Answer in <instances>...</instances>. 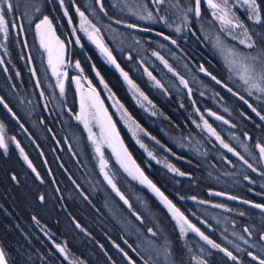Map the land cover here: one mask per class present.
<instances>
[{
  "label": "trees",
  "instance_id": "trees-1",
  "mask_svg": "<svg viewBox=\"0 0 264 264\" xmlns=\"http://www.w3.org/2000/svg\"><path fill=\"white\" fill-rule=\"evenodd\" d=\"M180 2L183 6H194V0ZM259 2L264 11V0ZM102 3L108 17L147 27L152 32L136 31L113 23L99 12L96 0H64L63 5L60 0H23L20 9L9 18L16 19L17 27H10L7 39L0 34V60L3 61L0 63V97L15 113L13 117L0 104V123L7 136L15 137L19 142L43 180L40 183L11 140L6 154L0 149V245L6 252L8 263L70 264L56 248V244L65 243L68 251L85 264H128L115 247L117 244L136 264H143L141 256L148 260L150 255L155 264H199L197 260L201 259L207 264H235L196 233L181 234L160 198L146 185L128 177L105 148L110 175L131 207L112 190L100 171L97 154L85 128L73 116L79 110L80 101L72 79L73 72L77 71L91 81L105 101L127 150L144 175L205 235L233 251L244 264H255L245 252H236L228 240L251 251H258V248H251V244H264L259 239L264 233V210L254 207L255 204H264V175L261 174L264 173V164L254 161L244 148L248 145L258 159V150L254 146L258 141L264 144V121L223 84L243 96L258 111L264 109V100L257 101L256 93L248 95L239 77L229 71L214 50L194 13L177 32L164 24H143L129 19L121 11L120 0H102ZM37 8L39 12L35 11ZM77 8L100 29L120 68L151 102V110L134 100L119 71L80 34ZM65 10L78 32L80 46L71 33ZM169 13L172 18L173 12L166 15ZM201 14L216 28V21L203 4ZM237 14L255 34L254 39L264 40V26L253 24L238 8ZM45 15L52 20L58 36L66 44L67 61L72 66L77 61L80 63L79 70L71 72L73 68L70 67L63 95L35 30V24ZM166 36L175 40L195 64H203L221 83L198 73L189 60L165 39ZM241 48L252 51L244 46ZM153 52L164 57L175 71H169ZM145 69L164 87H157ZM96 71L152 138L143 137L147 147L185 175L181 176L151 159L134 141L115 115ZM175 73L188 81L191 95ZM206 110L229 121L224 124L208 117L209 124L225 143L244 156L257 171L249 169L239 157L195 125L194 121L200 120ZM13 176L16 180L12 179ZM40 194L45 195L43 202L38 199ZM149 227L153 228L155 236L147 231ZM246 227L253 233L251 237L244 231ZM239 236L248 239L249 244L245 245ZM164 245L168 249L167 259L163 251L160 256H154L151 249H162Z\"/></svg>",
  "mask_w": 264,
  "mask_h": 264
},
{
  "label": "snow or ice",
  "instance_id": "snow-or-ice-1",
  "mask_svg": "<svg viewBox=\"0 0 264 264\" xmlns=\"http://www.w3.org/2000/svg\"><path fill=\"white\" fill-rule=\"evenodd\" d=\"M97 2H99V0H97ZM60 3L61 5H63L64 0H60ZM150 3L154 6L155 13L157 14L161 11H164L165 13L171 11L173 12V14L179 12L184 22H187L189 13H194L197 18L201 17L202 0H194V6L192 4L183 6L180 0H175V3H170L169 0H150ZM22 4L23 0H20L19 3H17L16 0H0V33L3 34L4 39L8 38L10 27H17L16 19L9 18L12 17V14L14 12H17L20 9ZM206 4L207 7L211 9L212 16L222 25V31H225L228 36H230L233 40L238 41V43L240 45H243L246 49L252 50L245 52L240 51L235 47H228L223 37L219 35L216 37L215 46L221 51L227 53L226 58L229 71L235 73L239 77V79L245 86V90L248 92L249 96H253V94L256 93L257 95L255 98L257 101L264 100V40L258 41L257 39H254L255 34L250 31L249 27L244 23L243 20H241L236 15V11L234 10L236 8L243 7L247 13L248 20L252 21L255 25L264 26V11H262V4L259 2V0H231V2L230 0H206ZM165 5L168 6L165 7ZM137 7L143 9V11L146 13L139 14V19H156L153 10L148 8L147 3H140L137 5ZM101 9H103L102 4ZM35 11L39 12V9L37 8L35 9ZM76 11L79 13L81 18V30L87 33L89 39H91L94 43L97 44V47H99L101 51L106 55L108 61L111 64L115 65L117 69H120L121 75L128 82V84L136 92H139V88L129 78L128 73L124 72L123 69L120 68V65L112 56L111 51L99 39L100 29L97 28L96 25L93 24L90 20H88L85 14L79 10V8H77ZM25 15H27V13H25ZM65 15H68L67 10H65ZM159 19L162 21H166L167 17L160 16ZM116 23L119 24L121 23V21L117 20ZM20 27L22 28V25ZM128 27L135 28L137 26L134 24H129ZM169 27H171V25H169ZM35 30L37 35L39 36L41 47L47 52L48 64L52 67L53 75H56L59 78L61 73H59L57 69L59 65L63 64L65 44L58 37L55 36L52 20L46 15L43 16V19H40L39 22L35 24ZM237 30H239V32H237ZM176 31L179 32L180 28H176ZM73 32H75V29H73ZM160 35H163V33H160ZM165 39L171 38L166 36ZM75 42L79 43V37L76 38ZM171 42L173 44H176L175 40H172ZM153 55L157 56L164 63V65L168 67L169 71H175L168 64V62L164 60V57L160 56L158 52H153ZM129 59H131V56H129ZM0 63H3V61L0 60ZM75 67L77 69L80 68L79 61L76 62ZM200 71L206 72L212 80L216 81V83H221V81L217 80L216 76L212 75V73L210 72H207V69H205L202 65L200 66ZM145 72H147V75L155 81L157 87H164L159 80H156V78L152 75L151 72H148L147 69H145ZM33 74H35L34 71ZM175 74L179 76V73ZM97 75H99V73H97ZM73 80L76 81L78 88L82 87L80 84L79 77H73ZM101 82L103 81L101 80ZM179 82L181 85L184 86V88L188 89V94L191 95L192 89L189 88L188 81L183 76H179ZM37 84H39V81H37ZM58 86L60 89V94L63 95V80L58 79ZM105 87H107V85H105ZM224 87H226L229 92H232V89L228 88L227 85H224ZM139 94L140 96L144 97L145 100H147V97L144 96L143 92H139ZM201 95H203V93H201ZM41 96H43V92H41ZM240 99L244 100V103L247 104L248 108L251 109L252 113L259 117L261 121H264V114H262V112H264V109L258 111L257 107H254L251 103L245 100L243 96H240ZM149 103L151 102L149 101ZM0 104H2L4 108H6L7 111L12 113L13 117H15V113H13L12 109L8 107V104L4 102L3 97H0ZM120 107L122 108L123 106L121 105ZM197 111H199V109H197ZM225 111H227V109H225ZM209 115L215 117L216 120L223 121L224 124L229 123V121L225 120L223 116H219L215 112H209ZM76 119L78 121L83 122L85 129L88 130L89 139L92 140V143L95 146L96 153L100 155V169L101 172H103L104 174V179L111 186L112 190L116 192L120 199L124 201L125 204H128L129 207H131L128 200L124 197L123 193L120 192L113 178L108 174L107 171H105V168L107 167V162L103 158V144H107L112 149L117 161L119 162L121 167L124 168V170L128 173L129 176H131L134 180H139L141 184H145L153 193L156 194V196L160 198L161 202L167 207L168 211L172 214L173 218L179 225V230L181 234H185L188 231L197 233L202 240H204L208 245L211 246V248L219 249L225 254L227 258L235 262V264H244V261L238 255H235L233 251H230L226 247H222L219 243L205 235L204 232L200 230V228L192 224L187 219V217H185L184 214L181 213L178 208H176L172 201L169 200L168 197L165 196L163 192H161L160 189L144 175L140 168L135 165V162L131 160V156L127 152V149L123 146V142L120 140L119 133L116 130L115 124L112 122L111 117L108 115L107 109H105L103 106V101L100 100L99 94L96 93L95 89L90 88L89 92H82L80 98V113L76 116ZM201 119L203 120L204 127L207 129L210 135L214 136L216 140L220 142L223 148L227 149L229 152H232L234 155L239 157V159L242 160L244 164L247 165V167L252 171L255 172L258 170L253 166L252 163H249V161L245 159L244 156H242L239 152L232 148L228 143H225V141L221 138L216 129L213 128L207 120H204L203 115H201ZM92 123L99 125L100 135L98 138L92 131ZM233 127H235V125H233ZM137 128H139L138 125ZM140 131H143V129H140ZM247 135L248 134L245 133V136ZM233 138L238 139V137L235 136ZM10 139L15 141V137H11ZM153 139H155V137H153ZM249 139H251V137H249ZM15 144L16 147L19 148L20 155L27 162L28 167L31 168L32 171L36 174V177L38 180H40V183H43V180L40 177V173L36 171V168L32 165V162L28 159V156L24 153V149L20 147L19 142L16 141ZM254 147L258 150V159L257 156L253 154L248 148V145H244L245 151L249 152V155L252 156V159L254 161H256L257 163H259L260 161H264V144L258 141ZM8 148L9 145L4 137L3 125L0 124V149H3L4 153L6 154L8 152ZM149 155L151 156L152 154L149 153ZM168 167L171 171L177 172L181 176L185 175V173L180 172L172 165H168ZM261 174L264 175V173ZM12 179L16 180V177L13 176ZM245 179H248V177H245ZM77 187L79 188V185H77ZM217 195H222V193H217ZM230 198L233 200L237 199L236 197ZM38 199L43 202L45 200V195L40 194ZM193 199H195V197H193ZM244 203L250 202L244 201ZM217 207L220 206L217 205ZM254 207L264 210V204H255ZM137 218L140 219L139 216ZM33 219H35V217H33ZM37 223H39V221H37ZM76 226L80 227L79 224H77ZM147 231L153 236L156 235L153 228L151 227H149ZM244 231L249 237L253 235V233L247 227L244 229ZM233 235L235 236L236 233H233ZM225 239H227V237H225ZM239 239L242 240L245 245L249 244V240L245 239L244 236H239ZM259 239L260 241H264V233H261ZM125 243L127 244V241H125ZM228 243L232 244L236 252H245L246 255L250 257L251 261L255 262V264H264V244H251V248H258V251H251L242 248L240 244L233 243L232 240H228ZM115 247L123 254L128 264H136V261L133 260L132 257H130L128 253L120 247V245L117 244L115 245ZM129 247H131V245H129ZM56 248L64 254L65 259L68 258L69 253L65 247H62L60 244H56ZM132 250L134 252L136 251L135 249ZM151 251L156 257L161 255V251H163L165 259H167L168 257L167 245H164L162 249L152 248ZM137 255H139V253H137ZM141 260H143V264H149V261H153V264H155L152 255L149 256L148 260H144V258L141 256ZM0 264H8L6 252L2 247H0ZM72 264H76V262L73 261ZM78 264H84V262L79 261ZM199 264H207V261L201 259L199 261Z\"/></svg>",
  "mask_w": 264,
  "mask_h": 264
},
{
  "label": "rangeland",
  "instance_id": "rangeland-1",
  "mask_svg": "<svg viewBox=\"0 0 264 264\" xmlns=\"http://www.w3.org/2000/svg\"><path fill=\"white\" fill-rule=\"evenodd\" d=\"M230 2H231V0H230ZM120 3H121V6H122V8L123 9H121V11H123L124 13H126L127 14V16H128V18L129 19H131V20H134V21H136V22H140V23H143V24H151V25H155V24H157V25H162V24H164L166 27H169V25H171V27H169V28H173V30H176V28H180V30L182 29V27H183V25L186 23V22H184L183 21V19L181 18V15H180V13L179 12H176L175 14H174V16L171 18L170 17V13L168 14V15H166V13H164L163 11H161L160 13H155V10H154V6L150 3V0H120ZM140 3H147V5H148V8L149 9H152L153 10V13H154V15L156 16V19L155 20H142V19H139L138 18V16H139V14H146L144 11H143V9H140V8H138L137 7V5L138 4H140ZM172 3H175V2H172ZM202 4L203 5H205L206 6V8H207V10L209 11V13H210V15L212 16V14H211V9H209L208 7H207V4H206V0H202ZM201 4V5H202ZM165 6H167V5H165ZM238 9H240V10H242L243 12H245L246 13V11L244 10V8L243 7H239ZM235 11H236V15L238 16V14H237V8L236 9H234ZM77 12V11H76ZM82 12V11H81ZM171 12V11H170ZM172 13V12H171ZM193 13H190V15L188 14V20L189 19H191L192 17H191V15H192ZM247 14V13H246ZM77 15H78V17H79V26H78V29H79V32H80V34L81 35H83L84 37H85V39L89 42V43H91L95 48H96V50L98 51V53L100 54V56L108 63V64H110L111 66H113V67H115L116 68V66L115 65H113V64H111L109 61H108V59H107V57H106V55L101 51V49L99 48V47H97V44L96 43H94L91 39H89V37H88V35H87V33H85L84 31H82L81 30V18H80V15H79V13L77 12ZM202 15V14H201ZM86 16V15H85ZM160 16H166L167 17V19H166V21H162V20H160L159 19V17ZM193 16V15H192ZM67 18H68V20H69V24H70V27H71V33H72V35H73V37H74V40L76 41V38L77 37H79L78 36V32H77V30L72 26V22H71V20H70V18H69V16L67 15L66 16ZM196 17V16H195ZM239 17V16H238ZM197 18V17H196ZM212 18L216 21L215 23H216V28H215V26L212 24V23H208V22H206V20L201 16V17H199V18H197V22H198V25H199V27L204 31V33L206 34V36H207V38L209 39V41L211 42V44H212V46H213V48H214V50L215 51H217V53L221 56V58L223 59V61L225 62V64L228 66V64H227V53L226 52H224V51H221L220 49H218L215 45H216V37L219 35V36H221V37H223L224 38V40L226 41V45L228 46V47H235V48H237L238 50H240V51H244V49L243 48H241V46H243V45H240L239 43H238V41H235V40H233L230 36H228L227 35V33L225 32V31H222V25L220 24V22L219 21H217L213 16H212ZM174 19H176V22H174L173 23V21H174ZM89 20V19H88ZM188 20H187V22H188ZM53 29H54V31H55V36L56 37H58L61 41H63L59 36H58V34H57V32H56V29H55V27H54V25H53ZM73 29H75V32H73ZM237 32H239V30H237ZM1 35H3L2 33H0ZM37 34V33H36ZM37 37H38V40H39V43H40V39H39V36L37 35ZM99 39L101 40V42L107 47V45L105 44V42H104V39L102 38V36H101V34H100V32H99ZM1 42V41H0ZM64 42V41H63ZM65 44V43H64ZM79 46L81 45V41H80V38H79V43H77ZM0 45H1V43H0ZM108 48V47H107ZM109 49V48H108ZM44 50V49H43ZM44 52H45V54H46V60H47V62H48V56H47V52L44 50ZM246 52V51H245ZM113 56V55H112ZM161 56V55H160ZM156 58H158L157 56H155ZM159 59V58H158ZM160 60V59H159ZM161 61V60H160ZM162 62V61H161ZM49 67H50V70H51V73H52V75H53V70H52V67L49 65ZM70 67L71 68H73V69H71L72 71L71 72H73V70H79V69H77L76 67H75V65H71L68 61H67V48H66V44H65V51H64V56H63V64H61V65H59L58 66V72L59 73H61V75L59 76V78L56 76V75H53L54 76V79H55V81H56V84H57V86H58V79H60V80H63V82H64V89L66 88V81H67V77H68V74L70 73L69 71H70ZM168 68V67H167ZM117 69V68H116ZM118 71H119V73L121 74V72H120V69H117ZM97 71L95 72V74H96V76H97V78H98V80H99V82H100V84H101V87H102V89L104 90V92H105V94H106V96L108 97V100H109V102H110V104H111V106H112V109H113V111H114V113H115V115H117V117L120 119V121L123 123V125H124V127L128 130V132H129V134L131 135V137L134 139V141L141 147V149L146 153V155L148 156V157H150L151 159H153L154 161H156V162H158V163H160V164H162V165H165L166 167H168V165H171L170 163H168L165 159H163V158H160V157H157L148 147H147V145H146V143L143 141V137H148V138H150V139H152L149 135H148V133L144 130V128L129 114V112L126 110V108L124 107V105L119 101V99L112 93V91H110V89L108 88V87H105V85H106V83L104 82V80L101 78V76L100 75H97ZM64 74H66V75H64ZM235 76H237L235 73H233ZM129 76V75H128ZM73 77H79V79H80V84H81V86L82 87H80V88H78L77 87V84H76V81L75 80H73L74 81V86H75V89H76V91H77V93H78V96H79V100H80V98H81V94H82V92L83 93H87V92H89L90 91V88H93V89H95V91H96V93H98L97 92V90H96V88L94 87V85L91 83V81L88 79V78H85L83 75H81L79 72H73V76H72V79H73ZM121 77L124 79V77L121 75ZM238 77V76H237ZM129 78H130V76H129ZM131 79V78H130ZM151 79V78H150ZM101 80L103 81V82H101ZM132 80V79H131ZM152 80V79H151ZM124 81H125V83H126V85H127V87H128V89L130 90V92H131V95H132V97L134 98V100L140 105V106H142L143 108H145V109H147V110H151L152 109V106H151V103H149V100H148V98H147V100H145L144 99V97H142V96H140V94H139V92H143L142 91V89L137 85V83L134 81V80H132L134 83H135V85L139 88V92H136L129 84H128V82L124 79ZM240 82H241V80H239ZM89 82H90V84H89ZM152 82L155 84V81L154 80H152ZM156 85V84H155ZM58 88H59V86H58ZM60 90V89H59ZM144 94V93H143ZM144 96H146L145 94H144ZM99 98H100V100H102L103 101V106H104V108L105 109H107V112H108V115L111 117V119H112V122L115 124V127H116V130H117V132L119 133V137H120V140L123 142V146L126 148V146H125V143H124V141H123V138H122V136H121V133H120V130H119V128H118V126H117V124H116V121H115V119H114V117H113V115L111 114V112H110V110L107 108V106H106V103H105V101L102 99V97H101V95H99ZM80 102V101H79ZM123 106L122 108L120 107V106ZM209 112H212V111H210V110H206L205 111V114H203V118H204V120H207L208 121V117L210 116L209 115ZM80 113V109L76 112V113H73L74 115V118H75V120L77 121V122H79V123H81L82 125H83V127H84V124H83V122L82 121H78L77 119H76V116L78 115ZM218 115V114H217ZM220 116V115H219ZM210 117H213V116H210ZM130 118V119H129ZM213 118H215V117H213ZM194 123H195V125L197 126V125H199V126H197L200 130H202L203 132H205L210 138H212V139H214L217 143H219L220 144V142L218 141V140H216V138L214 137V136H212V135H210V133L207 131V129L204 127V123H203V120L201 119V117H200V120H198L197 122H195L194 121ZM209 123V122H208ZM1 124V123H0ZM137 125L139 126V128H137ZM91 127H92V131H93V133H95V135H96V137L98 138L99 137V135H100V128H99V125H97V124H95V123H92L91 124ZM85 128V127H84ZM140 129H143V131H140ZM86 130V132H87V134H88V136H89V133H88V130L87 129H85ZM3 132H4V137H5V140L9 143V141L11 140L8 136H7V134H6V131H5V128H4V126H3ZM135 133V134H134ZM14 144H15V142L17 141L16 139H15V141H13V140H11ZM91 142H92V140H90ZM93 144V143H92ZM143 145V146H142ZM221 145V144H220ZM15 146H16V144H15ZM222 146V145H221ZM93 147H94V150H95V146H94V144H93ZM105 148H107L112 154H113V156H114V158H115V160L117 161V159H116V156H115V154L113 153V151H112V149L107 145V144H103L102 145V152H103V158H104V160L107 162V167L105 168V171H107L108 172V174L110 175V171H109V167H108V161L106 160V157H105V155H104V150H105ZM127 149V148H126ZM225 149V148H224ZM225 150H227V149H225ZM18 151H19V148H18ZM96 152V151H95ZM127 152L129 153V151L127 150ZM149 153H151L152 155L150 156L149 155ZM19 154H20V151H19ZM97 154V158H98V164H99V168H100V155L98 154V153H96ZM130 154V153H129ZM21 156V155H20ZM130 156H131V154H130ZM22 157V156H21ZM22 159H23V157H22ZM24 160V159H23ZM131 160L132 161H134L135 162V160H134V158L131 156ZM25 161V160H24ZM26 162V161H25ZM263 162V164H264V161H262ZM27 163V162H26ZM117 163L119 164V162L117 161ZM135 165L136 166H138L139 168H140V170L143 172V170L141 169V167L135 162ZM119 166L121 167V165L119 164ZM122 169H123V171L128 175V173L124 170V168L123 167H121ZM169 168V167H168ZM100 171H101V169H100ZM102 174H103V172H101ZM144 173V172H143ZM103 176H104V174H103ZM111 176V175H110ZM128 177H130L132 180H134L131 176H129L128 175ZM135 182H137V183H139L140 185H145V184H141L140 182H139V180H134ZM162 203V202H161ZM163 204V203H162ZM174 204V203H173ZM164 205V204H163ZM175 205V204H174ZM165 206V205H164ZM176 206V205H175ZM165 208L167 209V207L165 206ZM176 208H178L177 206H176ZM179 209V208H178ZM168 210V209H167ZM179 211L181 212V213H183L182 211H181V209H179ZM170 213V212H169ZM171 214V213H170ZM184 214V213H183ZM172 215V214H171ZM184 216L185 217H187L185 214H184ZM188 219V218H187ZM175 220V219H174ZM189 221H190V219H188ZM175 222H176V220H175ZM191 222V221H190ZM177 223V222H176ZM192 223V222H191ZM192 224H194V223H192ZM177 226L179 227V225L177 224ZM188 232H191V231H188ZM186 234V233H185ZM185 234H183V235H185ZM197 234V233H196ZM198 235V234H197ZM199 236V235H198ZM200 237V236H199ZM201 239V238H200ZM202 240V239H201ZM204 241V240H203ZM205 242V241H204ZM206 243V242H205ZM61 246L62 247H65L66 248V250L68 251V249H67V247H66V245H65V243H62L61 244ZM59 251V250H58ZM60 252V251H59ZM61 253V252H60ZM68 253H69V256H68V258L66 259L70 264H72V262L73 261H75L76 262V264H78V262L79 261H82L81 259H79V258H77V257H75V256H73L71 253H70V251H68ZM62 254V256L65 258V256H64V254L63 253H61ZM195 261H196V259H195ZM198 262H199V260H197ZM85 264V263H84Z\"/></svg>",
  "mask_w": 264,
  "mask_h": 264
},
{
  "label": "water",
  "instance_id": "water-1",
  "mask_svg": "<svg viewBox=\"0 0 264 264\" xmlns=\"http://www.w3.org/2000/svg\"><path fill=\"white\" fill-rule=\"evenodd\" d=\"M96 2H97V0H96ZM101 4L103 5V3H102V0H99V2H97V7H98V10H99V12L104 16V17H106V18H108L109 20H111L113 23H115V24H117V25H121V26H123V27H126V28H129L128 27V25L129 24H132V23H128V22H123V21H121V23H116V21H117V19H114V18H110V17H108V15H107V13H106V10L104 9V6H103V9H101ZM120 21V20H119ZM134 25H136V24H134ZM137 27H135V28H129V29H132V30H136V31H141V32H152V30L151 29H149V28H147V27H143V26H140V25H136ZM168 37V36H167ZM182 55H184L188 60H189V62L194 66V68L196 69V71L198 72V73H200V74H202V75H205V76H208L207 75V73L206 72H201L200 71V66L202 65L204 68H205V66L203 65V64H195L190 58H189V56H187L186 55V53L177 45V43L176 44H173L171 41L173 40V39H167ZM206 69V68H205ZM207 72H209L208 70H207ZM208 77H210V76H208ZM211 78V77H210ZM223 86H224V84H223ZM226 88V87H225ZM229 88V87H228ZM227 89V88H226ZM232 93L233 94H235V95H237L239 98H240V96L237 94V93H235L234 91H232ZM79 109H80V102H79ZM0 247H1V245H0ZM9 264V263H8Z\"/></svg>",
  "mask_w": 264,
  "mask_h": 264
}]
</instances>
